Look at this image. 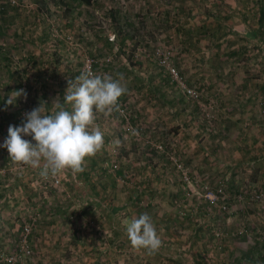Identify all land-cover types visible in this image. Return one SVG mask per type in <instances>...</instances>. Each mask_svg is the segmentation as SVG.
<instances>
[{
  "label": "rangeland",
  "instance_id": "obj_1",
  "mask_svg": "<svg viewBox=\"0 0 264 264\" xmlns=\"http://www.w3.org/2000/svg\"><path fill=\"white\" fill-rule=\"evenodd\" d=\"M255 3L0 1V264H264Z\"/></svg>",
  "mask_w": 264,
  "mask_h": 264
},
{
  "label": "crops",
  "instance_id": "obj_2",
  "mask_svg": "<svg viewBox=\"0 0 264 264\" xmlns=\"http://www.w3.org/2000/svg\"><path fill=\"white\" fill-rule=\"evenodd\" d=\"M255 7L253 8V9H251V10H240V13H241V16H240V23L242 24V26H243V28H245L246 30H245V32H246V34H245V37L248 39V34L251 36V35H253V36H257L258 38H257V40H259V39H263L264 40V36H263V31H264V0H256V3H255ZM247 8H249V7H247ZM261 12H262V14H263V16H262V18H261ZM250 16H253V17H255V18H253L252 20H251V22H249V18H250ZM263 19V20H262ZM262 20V21H261ZM252 21H254L255 22V26H253V24L254 23H252ZM250 30H255V34H251V33H249L250 32ZM258 34H261L260 36L258 35ZM264 88V87H263ZM263 95H264V93H263ZM243 138H245V139H247L248 137H246L245 135H243ZM257 154H261V155H263L264 156V146H262V147H258L257 149H256V147H253V149H250V151H248L247 152V155H250V156H252V159H248V161H250V160H255V159H257ZM261 163V165H258L257 167H255L256 169H255V172H258V178L256 179V181H249L248 179H246L245 181H247V182H243L242 184H244L245 183V185H244V187L245 188H250L252 185H254V186H260V188H263L264 187V161L262 162H260ZM247 171V170H246ZM249 181V182H248ZM247 184V185H246ZM258 197V196H257ZM235 197H233V199H234ZM232 199V200H233ZM237 199V200H236ZM236 199H234V201H232V203H234V204H236V205H239L240 204V213H236V214H238L239 215V218H240V220H242V222L240 223V225H242L243 223H245V226L247 227V220L249 221V220H251V218L252 217H248V213H247V207H246V205H247V203H246V200L248 199V196H245V197H241V196H239L238 198H236ZM236 201H238V203H236ZM244 207V208H243ZM214 208V207H213ZM238 208V207H237ZM256 215H258L257 217L255 216V221L256 220H261V214H259L258 212L256 213ZM259 217V218H258ZM226 220H229L230 222H232L231 221V217L230 218H228V219H226ZM250 225H251V223H250ZM257 226V224H256V222H255V227ZM231 227H232V224L231 223H229V229H230V232L229 233H231ZM243 229H242V227H240V231H242ZM244 230H245V228H244ZM149 235H148V237L150 238V242L152 241V238H154V236H159V237H162L161 239H162V242H164V237H167L166 235H167V232H163L162 230L161 231H149V232H147ZM231 238V237H230ZM166 240V244H165V246H166V250L167 249H170V248H174V249H176V248H178V251H180V246H182V243L181 242H183V237H178V238H176L175 240H174V242H175V245H174V247L173 246H169V243H168V241H169V239H165ZM171 241H173V239H170ZM148 244V243H147ZM239 245V247H237ZM229 249H227V252L226 253H228V256H229V258H231L232 256L234 257V254L235 255H237V253H236V249L237 248H239V251L241 252L245 247H244V245L243 244H241V243H239V244H234V242L233 241H230V243H229ZM233 246H236V247H233ZM147 247H149V246H147ZM161 247H162V245H161ZM182 249L184 248V246L183 247H181ZM151 251H153L152 249L153 248H149ZM188 250V249H187ZM165 255H163V257H166L165 258V260H167V258H168V255H167V253H164ZM162 256V255H161ZM176 260V259H175ZM178 260V259H177ZM147 262V261H146ZM27 264H31V263H28V262H26ZM25 263V264H26ZM36 264V263H35ZM147 264H153L151 261H148V263ZM176 264V263H175ZM215 264H217V263H215ZM224 264H244V262L243 261H241V260H239V261H234V259L232 260V259H229V260H227V261H224Z\"/></svg>",
  "mask_w": 264,
  "mask_h": 264
},
{
  "label": "built area",
  "instance_id": "obj_3",
  "mask_svg": "<svg viewBox=\"0 0 264 264\" xmlns=\"http://www.w3.org/2000/svg\"><path fill=\"white\" fill-rule=\"evenodd\" d=\"M0 1H5V2H8V3H10V4H16V0H0ZM90 65H91V64H90V61L87 60V64H86V66H87V68H88L89 70H90V68H91ZM55 182L58 183L57 180H56ZM219 192H220V191H219ZM207 198H208V200H209V205H210V207H214L215 204H216V200H217V198H216L214 195H208ZM221 208H222L224 211L227 210V206H226V205H222Z\"/></svg>",
  "mask_w": 264,
  "mask_h": 264
},
{
  "label": "trees",
  "instance_id": "obj_4",
  "mask_svg": "<svg viewBox=\"0 0 264 264\" xmlns=\"http://www.w3.org/2000/svg\"><path fill=\"white\" fill-rule=\"evenodd\" d=\"M80 1H82V2H84V3H88V0H80ZM262 16H263V14H262V12H261V18H262ZM263 20V19H262ZM261 20V21H262ZM146 221H143L140 225H139V227H138V230H137V232H142V230H143V228L146 226Z\"/></svg>",
  "mask_w": 264,
  "mask_h": 264
}]
</instances>
